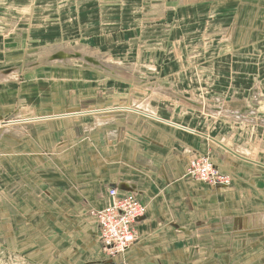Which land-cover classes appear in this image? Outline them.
Here are the masks:
<instances>
[{"label":"crops","instance_id":"0c3cea01","mask_svg":"<svg viewBox=\"0 0 264 264\" xmlns=\"http://www.w3.org/2000/svg\"><path fill=\"white\" fill-rule=\"evenodd\" d=\"M39 51L0 85L43 66L108 79L0 96V264H264V0H9L0 56ZM204 155L230 187L184 177ZM110 189L146 206L116 258L89 215Z\"/></svg>","mask_w":264,"mask_h":264},{"label":"built area","instance_id":"2783aa9c","mask_svg":"<svg viewBox=\"0 0 264 264\" xmlns=\"http://www.w3.org/2000/svg\"><path fill=\"white\" fill-rule=\"evenodd\" d=\"M185 177L214 188H228L231 185L229 175L220 170L206 157H194L188 161ZM109 205L99 211H91L96 220L104 253L111 257L125 253L135 242L134 225L142 218L146 206L135 196H117L115 189L108 191Z\"/></svg>","mask_w":264,"mask_h":264},{"label":"rangeland","instance_id":"374dc122","mask_svg":"<svg viewBox=\"0 0 264 264\" xmlns=\"http://www.w3.org/2000/svg\"><path fill=\"white\" fill-rule=\"evenodd\" d=\"M1 4V22H4V19L9 20V0H2ZM21 29L17 28L16 32L22 35ZM21 40L23 39L20 38ZM201 41L204 43V36L201 37ZM19 42V40H18ZM31 48V46H29ZM35 47V46H34ZM33 47V48H34ZM37 50V49H34ZM43 56H45V53L42 52H32V53H17L14 54H5V56H0V65L5 66L9 62H15L16 65H23L27 62H35L40 60ZM201 62L204 63L203 58L199 59ZM13 64V63H12ZM202 66L201 64H199ZM1 66V67H2ZM133 66V65H129ZM141 70V71H140ZM132 74H141L143 71L142 69L136 67L133 70H131ZM108 78H105L104 76H101L100 74H97L89 69H84L80 65H74L72 67L67 68H59L55 66H43L39 68H33L30 70H25L21 72V75L19 77V82L12 83V84H5L0 85V96H18L19 98L23 99L25 96H31L33 94H38V92H41L43 94H46V96L42 97V100H44L47 97L53 96V95H59L63 94L62 92H72L76 91L79 93V89H87L88 85L90 83H95L94 80H97V86L100 87L101 85L105 84V80ZM39 82H42L40 84ZM38 83V84H36ZM111 83L107 80V84ZM115 85V84H114ZM116 89V85L115 88ZM199 94L201 93V90H198ZM79 95V94H77ZM29 101V100H28ZM28 101H23L22 103H27L29 105ZM144 116V115H142ZM148 117V119L154 118L158 119L154 115L145 116ZM145 117H142L145 119ZM161 119V118H160ZM1 122V121H0ZM7 123H0V130L3 128L4 130H7L8 127ZM197 157H206L208 156H197ZM210 159V158H209ZM211 161V159H210ZM212 162V161H211ZM213 163V162H212ZM214 164V163H213ZM185 177V173H184ZM230 177V176H229ZM186 178V177H185ZM207 185V184H205ZM208 186V185H207ZM99 211V210H94ZM90 215V214H89ZM91 216V215H90ZM100 231V230H99ZM100 240V239H99ZM101 243V241H100ZM101 248L104 253L102 244Z\"/></svg>","mask_w":264,"mask_h":264},{"label":"bare ground","instance_id":"6f19581e","mask_svg":"<svg viewBox=\"0 0 264 264\" xmlns=\"http://www.w3.org/2000/svg\"><path fill=\"white\" fill-rule=\"evenodd\" d=\"M69 63H70V61H69ZM71 63H72V61H71ZM56 64H57V62H56ZM13 74H14V73H13ZM13 74H12V75H13ZM11 81H12V80H11ZM129 108H134V106H129Z\"/></svg>","mask_w":264,"mask_h":264}]
</instances>
